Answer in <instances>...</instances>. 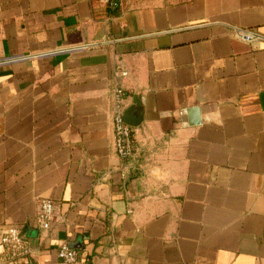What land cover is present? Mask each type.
I'll return each mask as SVG.
<instances>
[{"label": "crops", "instance_id": "1", "mask_svg": "<svg viewBox=\"0 0 264 264\" xmlns=\"http://www.w3.org/2000/svg\"><path fill=\"white\" fill-rule=\"evenodd\" d=\"M113 1L0 0V235L21 231L25 264L63 244L77 264H264V0ZM115 65L143 114L125 177Z\"/></svg>", "mask_w": 264, "mask_h": 264}, {"label": "built area", "instance_id": "2", "mask_svg": "<svg viewBox=\"0 0 264 264\" xmlns=\"http://www.w3.org/2000/svg\"><path fill=\"white\" fill-rule=\"evenodd\" d=\"M108 3L112 8L117 6L113 0H100ZM233 33L245 42H250L258 34L244 28L234 27ZM127 71L120 65L113 68V83L110 90V105L113 123V144L115 153L119 159L117 171L125 177L132 168L133 141L132 126L125 122V99L126 91L122 85L123 78L127 76ZM60 220L57 216L56 205L49 198H42L37 201L35 222L37 227L48 237L54 230L56 223ZM0 244L3 249L2 264H25L29 260L33 249L29 241L17 228H7L1 232ZM57 257L63 264H77V251L67 244L61 245L57 250Z\"/></svg>", "mask_w": 264, "mask_h": 264}, {"label": "water", "instance_id": "3", "mask_svg": "<svg viewBox=\"0 0 264 264\" xmlns=\"http://www.w3.org/2000/svg\"><path fill=\"white\" fill-rule=\"evenodd\" d=\"M198 114H199V110L197 108L189 109L186 112L187 120H188L189 125L194 126V125L199 124ZM124 118H125V122L127 124H129L130 126L135 127V126H137L138 124H140L142 122L143 114L139 113L135 117H133L132 108H128V109H126L124 111ZM192 118L194 119V121H192Z\"/></svg>", "mask_w": 264, "mask_h": 264}]
</instances>
